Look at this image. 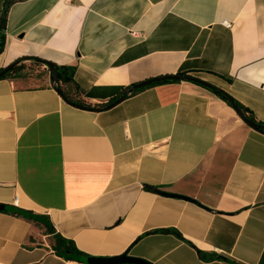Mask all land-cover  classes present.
<instances>
[{
    "label": "crops",
    "instance_id": "obj_1",
    "mask_svg": "<svg viewBox=\"0 0 264 264\" xmlns=\"http://www.w3.org/2000/svg\"><path fill=\"white\" fill-rule=\"evenodd\" d=\"M8 19L0 70L72 67L92 106L187 74L264 122V0H26ZM26 73L0 81V264H83L55 234L115 264H264V134L217 94L185 80L93 112Z\"/></svg>",
    "mask_w": 264,
    "mask_h": 264
},
{
    "label": "trees",
    "instance_id": "obj_2",
    "mask_svg": "<svg viewBox=\"0 0 264 264\" xmlns=\"http://www.w3.org/2000/svg\"><path fill=\"white\" fill-rule=\"evenodd\" d=\"M22 1H26V0H6L5 1V5L0 17V57L2 56V54L5 52V47H6V42H7V35H6V30H7V25H8V16L9 13L11 11V9L15 6L16 3L22 2ZM49 64L51 63H46L43 62L41 60H39L38 58H21L18 59L15 63L12 64V66L6 68V69H2L0 70V74L3 73V77L1 79V81L3 80H18L19 78L23 77L24 74L26 72H29L30 70H32L33 65H35L37 68L36 69H41L42 67H45L47 72L49 71L51 74V69ZM54 66L55 69V79L56 82L54 83V88L57 91L58 94H60L62 96V98L69 103L70 105L76 107V108H82L85 110H89V111H109L110 109L114 108L115 106H117L118 104H120V101L124 102L126 99L134 97L138 94H140V92L146 90V89H151L154 88L155 86L158 85H165V84H170V83H179L183 80L177 79L178 77H182V78H192L191 76L187 75V74H183V75H179V76H170L167 78H157L158 81L151 84V85H147L145 87L140 88L139 90H135L134 88L137 85L131 86L129 88L124 89V91L115 99H113L112 101H110L109 104L107 105H95L92 106L91 104H88L87 102H85L82 98L80 99H75L74 97H72V93H70L71 91H77V87L75 84V78H74V74H75V69L72 67H67V66H63V67H58L54 64H52ZM164 79H169V80H164ZM194 79V78H192ZM152 81V80H151ZM185 81V80H184ZM199 81V80H198ZM203 82H201V80L199 82H195V84L197 85H202ZM206 87V86H204ZM207 89H210L208 87H206ZM214 94H217L218 97L224 101L226 104H228L230 107H233L234 109H236L237 114L239 115V117L241 119L244 120V122L247 124L249 122H252L255 125V130L261 134H264V122H259L254 116L253 114L246 109L244 106H242L240 103L236 102L232 97H230L228 94H226L224 91L214 88L212 87V89H210ZM121 102V103H122ZM148 190L154 192V193H158L159 189L157 190L156 188L153 187H146ZM23 213V211H20L19 213H13L17 216H21ZM30 214L31 213H27ZM39 218H42L44 220H46V218L38 216ZM46 227L48 228V231H53L54 233H56V231H54V228L51 226V222L49 220H47V222L45 223ZM56 253L65 258L67 261L71 260V261H77L79 262V259H84L87 258V256L83 253H81L76 245H74L73 242L71 241H67L65 240L63 237H61L58 234H55L54 237V244H53ZM199 256L202 259H206V257L204 255H202L201 253H199ZM218 259V258H217Z\"/></svg>",
    "mask_w": 264,
    "mask_h": 264
},
{
    "label": "water",
    "instance_id": "obj_3",
    "mask_svg": "<svg viewBox=\"0 0 264 264\" xmlns=\"http://www.w3.org/2000/svg\"><path fill=\"white\" fill-rule=\"evenodd\" d=\"M49 66H50V69H51V79H52V84L54 85V83L56 82V79H55V69H54V66L52 65V64H49ZM2 77H3V73L2 74H0V81H1V79H2ZM177 79H180V80H188V81H191V82H199L197 79H192V78H182V77H178ZM164 80H169V79H164ZM158 81V79H155V80H152V81H147V82H145V83H141V84H139V85H137L134 89L135 90H139L140 88H142V87H145V86H147V85H151V84H153V83H155V82H157ZM202 82V81H201ZM204 86H206V87H208V88H210V89H212V86H210L209 84H207V83H205V82H203L202 83ZM122 101H120V103H121ZM235 111H236V109H235ZM252 128H255V125L252 123V122H249L248 123ZM159 194L161 195V196H163V197H167V198H171V199H173V198H178V199H185V198H183V197H181V196H178V195H176V194H169V193H164V192H159ZM79 262L80 263H86V264H115L113 261H111V260H104V259H99V260H96V259H90V258H84V259H79ZM134 263H136V264H143V263H140V262H138V261H135Z\"/></svg>",
    "mask_w": 264,
    "mask_h": 264
},
{
    "label": "rangeland",
    "instance_id": "obj_4",
    "mask_svg": "<svg viewBox=\"0 0 264 264\" xmlns=\"http://www.w3.org/2000/svg\"><path fill=\"white\" fill-rule=\"evenodd\" d=\"M36 68H37V67H36L35 65H33L32 70H30L29 72L26 73L27 76H28V78L32 77V76L35 74V72H38V71H39V70L36 69ZM31 79H32V78H31Z\"/></svg>",
    "mask_w": 264,
    "mask_h": 264
},
{
    "label": "built area",
    "instance_id": "obj_5",
    "mask_svg": "<svg viewBox=\"0 0 264 264\" xmlns=\"http://www.w3.org/2000/svg\"><path fill=\"white\" fill-rule=\"evenodd\" d=\"M224 26H225L226 28H229V27H230V24L224 23Z\"/></svg>",
    "mask_w": 264,
    "mask_h": 264
}]
</instances>
